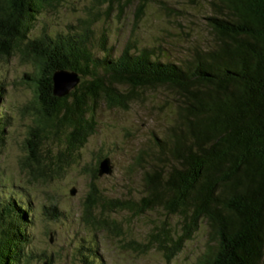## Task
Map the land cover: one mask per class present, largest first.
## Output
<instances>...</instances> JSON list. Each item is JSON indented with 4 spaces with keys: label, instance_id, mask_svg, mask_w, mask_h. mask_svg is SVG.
I'll return each instance as SVG.
<instances>
[{
    "label": "trees",
    "instance_id": "16d2710c",
    "mask_svg": "<svg viewBox=\"0 0 264 264\" xmlns=\"http://www.w3.org/2000/svg\"><path fill=\"white\" fill-rule=\"evenodd\" d=\"M61 1L0 0V61L18 53L33 67L22 78L35 86V120L21 172L31 182L48 183L93 133L98 102L126 108L141 91L162 89L175 111L165 138L155 136L164 164L144 173V194L135 202H107L91 184L83 223L118 235V224L103 211L94 214L97 206L137 214L159 208L177 218L180 232L164 223L146 243L128 245L145 253L155 243L169 261L203 222L213 244L198 264H264V0H206L210 40L174 61L161 58L160 46L138 48L134 42L114 56L104 31L95 44L94 27L101 18L110 19L115 10L121 17L132 7L136 26L150 0H91L66 33L30 36L37 15ZM160 4L167 13L176 11ZM62 69L76 72L79 82L57 97L52 75ZM2 90L0 82V94ZM98 164L92 179L98 176ZM28 207L13 197L9 206H0V264L21 260L25 240L17 220ZM80 260L93 264L88 252Z\"/></svg>",
    "mask_w": 264,
    "mask_h": 264
},
{
    "label": "rangeland",
    "instance_id": "374dc122",
    "mask_svg": "<svg viewBox=\"0 0 264 264\" xmlns=\"http://www.w3.org/2000/svg\"><path fill=\"white\" fill-rule=\"evenodd\" d=\"M90 1L62 0L44 10L37 15L29 35L66 33L70 26L76 25L78 17L84 16V6ZM162 1L176 11H163ZM210 14L206 0L196 1V4L187 0H150L136 26L132 7L121 17H117L115 10L110 19L101 18L94 27V41L97 44L104 31L114 56L127 42H134L138 48L162 47V59H183L193 48H203L210 40L206 25ZM97 54L103 55L100 50ZM32 71L33 67L22 61L18 53L0 61V82L3 83L0 115L4 123L0 148V206H9L12 197L29 204L23 218L17 220L19 228L24 230L21 239L25 240L19 264H83L80 259L86 252L93 258V264H198L213 244L203 222L180 251L166 261L155 243L145 253L128 245L146 243L157 226L164 223L171 226L170 230L180 232L177 218L166 215L161 209L137 214L97 206L94 214L98 216L103 211L118 224L121 230L118 235L94 230L86 226L81 217L91 184L107 202H135L144 194V173L154 164H164L155 136L164 139L165 130L174 122L172 98L162 89L151 88L141 91L126 108H109L98 102L93 115L94 131L74 152L73 161L48 183L31 182L29 176L21 172L20 162L28 154L25 143L35 120V86L22 80L24 73ZM56 150L53 145L52 152ZM103 157L110 158L113 171L92 179L91 172ZM71 187L76 189L74 195L69 194Z\"/></svg>",
    "mask_w": 264,
    "mask_h": 264
},
{
    "label": "water",
    "instance_id": "95a60500",
    "mask_svg": "<svg viewBox=\"0 0 264 264\" xmlns=\"http://www.w3.org/2000/svg\"><path fill=\"white\" fill-rule=\"evenodd\" d=\"M79 82V78L76 72L68 70H58L52 75V91L53 95L57 97L68 94ZM113 171V165L110 162L109 157H103L99 160L98 164V176L110 175ZM75 187L69 189V194H75ZM45 264V263H43Z\"/></svg>",
    "mask_w": 264,
    "mask_h": 264
}]
</instances>
